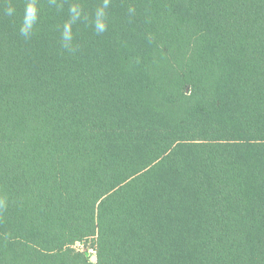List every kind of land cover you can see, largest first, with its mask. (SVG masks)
<instances>
[{
    "label": "trees",
    "instance_id": "1",
    "mask_svg": "<svg viewBox=\"0 0 264 264\" xmlns=\"http://www.w3.org/2000/svg\"><path fill=\"white\" fill-rule=\"evenodd\" d=\"M0 264H264V0H0Z\"/></svg>",
    "mask_w": 264,
    "mask_h": 264
},
{
    "label": "rangeland",
    "instance_id": "2",
    "mask_svg": "<svg viewBox=\"0 0 264 264\" xmlns=\"http://www.w3.org/2000/svg\"><path fill=\"white\" fill-rule=\"evenodd\" d=\"M75 248H77L78 250H82V251L86 250L80 244L76 245ZM88 253L91 256V260L95 262L97 260L96 257H95V252L93 250H90V251H88Z\"/></svg>",
    "mask_w": 264,
    "mask_h": 264
}]
</instances>
